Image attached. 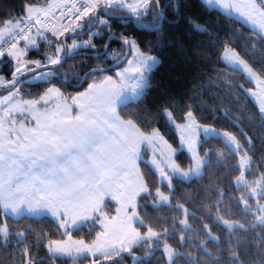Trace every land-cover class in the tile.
<instances>
[{
    "label": "trees",
    "instance_id": "obj_1",
    "mask_svg": "<svg viewBox=\"0 0 264 264\" xmlns=\"http://www.w3.org/2000/svg\"><path fill=\"white\" fill-rule=\"evenodd\" d=\"M49 1L0 0V28L9 23L16 27L29 19V6L43 7ZM99 7L98 24L82 37L78 34L95 22L96 7L90 9L89 18L86 15L78 22L84 24L81 30H72V23L64 26L59 35L49 28L36 36L40 47L27 48L28 59L56 58L60 46L63 52L58 62L65 47L67 55L53 68L58 75L47 81L30 83L28 75L22 76L19 93L23 97L39 98L55 85L64 95L72 97L92 80H100L105 74L114 76L116 69L127 61L106 72L90 70L119 62L126 53L123 41L128 43L133 39L144 52L157 56L159 63L149 72L142 96L121 105L119 114L146 134L158 130L176 150L175 160L183 170L193 168V159L182 148L169 116L181 124L192 114L202 125L228 131L241 143V152L251 157L246 171L250 181L247 187L257 183L262 186L260 196L250 198L249 188L236 184L241 174L239 153L221 137L201 136L199 152L205 160L203 171L189 179L173 176L171 190L146 162L141 163L148 189L138 198L137 211L143 224L137 225L143 231L152 229L162 233L164 241L179 252L172 264H264V219L259 220L264 211L254 208L258 202L264 205V114L249 95L256 85L224 60V51L232 48L264 78V35L204 0H156L155 9L146 16L127 19L108 15H125L123 9ZM102 17H106L105 23H100ZM111 35L115 38L110 39ZM86 39L90 40L86 47L70 51L72 40ZM106 46V54L96 55ZM0 66V72L11 78L16 62L10 54L4 55L0 57ZM158 189L171 193V205L154 204ZM115 209L111 201L103 208L108 214H113ZM185 216L190 224L188 229L182 226ZM98 219L95 215L82 225L64 231L50 216L13 217L0 208V227L6 225L8 229L7 235L0 232V264H168L160 240L144 241L129 251L95 258L49 253L50 241L68 236L91 242L100 231ZM222 220L236 221L240 226L230 229Z\"/></svg>",
    "mask_w": 264,
    "mask_h": 264
},
{
    "label": "crops",
    "instance_id": "obj_2",
    "mask_svg": "<svg viewBox=\"0 0 264 264\" xmlns=\"http://www.w3.org/2000/svg\"><path fill=\"white\" fill-rule=\"evenodd\" d=\"M60 2L50 0L48 5L39 6L40 11L27 16L59 18L56 11ZM13 27L15 24L9 23L0 28V35L10 33ZM43 106L21 111L20 126L0 116V208L8 215L50 216L64 231L92 219L107 201L115 204L114 213L126 216L137 210L138 198L148 189L141 163L153 149L171 164V175L190 178L188 170L177 164L176 150L168 140L158 130L142 132L119 114V106ZM168 119L182 148L192 155L197 153V127L189 119L181 124L172 116Z\"/></svg>",
    "mask_w": 264,
    "mask_h": 264
},
{
    "label": "rangeland",
    "instance_id": "obj_3",
    "mask_svg": "<svg viewBox=\"0 0 264 264\" xmlns=\"http://www.w3.org/2000/svg\"><path fill=\"white\" fill-rule=\"evenodd\" d=\"M90 9H96L100 6H107L108 8H119L126 11L125 15L133 16L135 18L143 17L149 14L154 7V1L156 0H85ZM208 3L220 7L230 13H234V17H238L244 24L257 30L264 35V0H207ZM259 3V5H258ZM100 8V7H99ZM39 6H29L27 8V15H33L40 11ZM86 14L90 17V14ZM230 15V14H229ZM50 16L38 15L33 18H41ZM237 18V19H238ZM84 19V18H83ZM239 19V20H240ZM52 26L50 31L54 35L61 33L64 25L61 18H52ZM106 17L100 19V23H105ZM69 26V25H67ZM84 24L74 23L72 30H81ZM48 30V29H47ZM46 31V30H45ZM42 34L37 32L28 41L22 43L17 49H15L10 57L15 60L16 67L11 78H6L5 73L0 72V116L1 114L6 118L13 120V124L18 126L22 125V120L19 117L20 112L29 108H61L70 107L81 109L86 108L87 104H90V108H98L102 106H121L130 101L138 100L147 84L148 74L159 63V58L155 55L144 52L139 45L130 39L129 49L130 55L124 66L116 69V74H105L100 80H92L89 85L81 92L76 93L72 97H67L63 94L58 86H50L39 98H27L23 97L19 91L18 84L14 87L18 78L24 76L26 73L37 70L44 66H50L58 63V60L62 56L63 47L60 46L56 58L51 56L28 59L27 48H39L40 43L36 39V36ZM90 40H72L69 44L70 51L73 49L86 47ZM110 57H113L112 53H109ZM224 60L231 66L240 69L249 79L256 85V89L249 92L250 97L258 104L264 114V78L260 77L249 64L232 48H226L224 51ZM1 69V66H0ZM58 75V71L53 68L35 71L27 76V81L30 83H39L49 80L51 77ZM89 102V103H87ZM93 102V103H91ZM169 116V115H168ZM197 128L199 139L203 137H221L229 147L239 153V166L241 174L236 180L237 186H246L250 181L246 177V171L249 168L251 157L241 152V143L228 131L218 130L212 126L202 125L196 121L192 114L188 115V118ZM21 120V122H19ZM24 122H27L25 116ZM192 124V126H193ZM189 125H187L188 127ZM192 130L194 127H192ZM181 130V129H179ZM150 147V146H148ZM147 147V148H148ZM153 149V148H152ZM146 154L148 150L146 149ZM193 156V168L186 171L190 177L197 176V173L203 171L205 160L200 156L199 148L197 153H190ZM146 162L157 172L160 182L167 185L172 189V177L174 174L171 164L164 159V157L153 149L150 151V155L146 156ZM169 163V164H167ZM171 170V171H170ZM201 171V172H202ZM261 185L257 183L254 187L249 188L248 196L250 198H257L261 194ZM171 193H166L162 189L156 191L155 205H171ZM246 208L249 206L244 200ZM255 206V204H254ZM253 206V207H254ZM254 208L264 211V205L259 204ZM189 210L186 209V215ZM99 217L98 223L100 231L96 237L88 242L84 239L68 236L65 239L53 240L47 244V248L50 254L59 257H100L103 255H110L121 251H129L132 248L140 245L144 241L154 242L160 240V247L164 253V257L168 264H172L179 252L171 245L164 241L162 233L147 229L143 231L137 224H143V220L137 210L129 211V214L125 216V213L108 214L105 210L96 212ZM264 214L260 216V221L263 222ZM223 224L230 229L239 227L240 223L236 221L222 220ZM182 226L184 229H188L190 224L187 216L182 220ZM0 232L4 235L8 234L6 225H1ZM184 241V236L182 237Z\"/></svg>",
    "mask_w": 264,
    "mask_h": 264
},
{
    "label": "built area",
    "instance_id": "obj_4",
    "mask_svg": "<svg viewBox=\"0 0 264 264\" xmlns=\"http://www.w3.org/2000/svg\"><path fill=\"white\" fill-rule=\"evenodd\" d=\"M89 8L85 0H61L56 16L67 26L83 19ZM52 23V18L48 17L21 21L10 33L0 35V57L11 54L37 32L51 28Z\"/></svg>",
    "mask_w": 264,
    "mask_h": 264
},
{
    "label": "water",
    "instance_id": "obj_5",
    "mask_svg": "<svg viewBox=\"0 0 264 264\" xmlns=\"http://www.w3.org/2000/svg\"><path fill=\"white\" fill-rule=\"evenodd\" d=\"M99 10H100V8L98 7V8L96 9L95 13H94V17H95V22H94V24H93L92 26H90L87 30H85L84 32L79 33L78 36L82 37L83 35L88 34L89 32H91V31L94 29V27H95V26L98 24V22H99V19H98V12H99ZM108 15H109L110 17H118V18H120V19L135 18V17H133V16H129V15H115V14H113V15H112V14H108ZM157 28H158V27H157ZM65 37H66V36H64V39H65ZM113 38H115V36H114V35H111V36H110V39H113ZM123 44H124V46L126 47V53H125L124 57H123L119 62H117V63H115V64H113L112 66L107 67V68H94V69L90 70V72H93V73H94V72H106L108 69H114V68H116L117 66L121 65L122 63H124L125 61H127L128 57H129V55H130L129 44H128L126 41H123ZM64 45L66 46V43H64ZM107 47H108V46H106V47L104 48V50H103L101 53L96 54V55H100V56H101V55L106 54V52H107ZM66 55H67V49H66V47H65V53H64L63 58H62V60H61L60 62H58L57 64H54V65L41 67V68H39V69H37V70H34V71H31V72L26 73V75L32 74L33 72H35V71H39V70L41 71V70H44V69L55 68V67H57L59 64L62 63V61L65 59ZM87 75H88V72L83 76V78H82V83L86 80ZM21 78H22V77L18 78L17 82L14 84V87L17 86V84L19 83V81L21 80Z\"/></svg>",
    "mask_w": 264,
    "mask_h": 264
}]
</instances>
